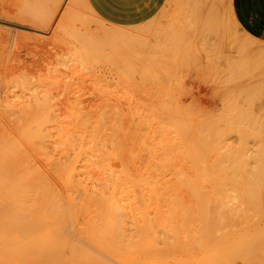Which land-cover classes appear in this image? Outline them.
<instances>
[{"label": "bare ground", "instance_id": "obj_1", "mask_svg": "<svg viewBox=\"0 0 264 264\" xmlns=\"http://www.w3.org/2000/svg\"><path fill=\"white\" fill-rule=\"evenodd\" d=\"M30 1H32V0H23L22 3L24 6V8H23L24 12H22V15L29 17L30 18L29 20L31 22H29L30 24H23V21H25V22H28V21L24 18H20L19 19L20 21H17V26L16 27L13 26L14 29L13 28L10 29V30H12L11 32L14 33L15 37H16V34L21 35V36L30 35V34H34L35 37L36 36H44V34H46L48 32V29L50 28V26H52L53 20H54L55 16L57 15L58 11L60 10V6H62L63 4H68V5L73 4L76 1L81 2V5L85 6V5H87L89 0L88 1L87 0H45V3L43 0H40L41 4L45 5V8H47V10L45 9L47 11V13L45 11V13L42 12L43 14L39 12L38 5L40 4V2L38 1L36 4V1L35 2L32 1V2H34L32 4V2H30ZM42 1H43V3H42ZM172 1L173 0H171L169 2L170 4L168 3L170 5L169 12H171ZM175 1H177V0H175ZM185 1H187V0H185ZM202 1L203 2L201 3V0L200 1L198 0V2H200V5H199L197 0H196V7L195 8H193V6L195 4L190 6L191 3L186 4L183 2L184 4L190 6V8L187 6L189 9L184 8L185 10H182V11L180 10L182 12V14L184 11H186L184 16H183V17H185V19L180 17L181 20H179L178 19L179 13H178V15H177L178 17H177L175 14L176 13L175 10L172 9V11L173 10L174 11L172 14L170 13V15H171L170 17H168V16L166 17L167 19L169 18L168 22L166 23L167 19L165 20L164 16L169 15V14H167L165 12L166 10L168 11V8H164L165 11H163V13L164 14L166 13V15H163V13L160 11L161 13L159 12L160 13L159 15L161 17H159L157 14V19L156 18L154 19V16H153L154 20H151V22L149 24H148V22H147V24L143 23L145 21V19H144L142 24H146V26L138 27V28H136L137 30L129 31V30H126L127 28L125 27L126 28L125 30H123L121 28L122 30L118 29V30H114L112 33H109V32H111V30H109V29L113 30V28L108 29L104 26L106 28V29H104V27L101 26L103 22L100 25L101 27H98L97 25L100 24V21H99V22H97L99 24H95V26L97 27V28H95L97 33L94 32L95 31L94 29H93L94 31L91 33H93V34L95 33L94 34L95 36H93V38L97 37V40L99 39V41L101 40L98 37L99 35L96 36V34H98L99 31H100L99 33H101V31H102V34L111 35V37L112 36L115 37V33H116L117 40H115V38L112 37L114 39L113 41L115 44L118 43V45L120 44L122 46L127 45V41H128V40H126V36H127V39H129V38L133 39V40L129 39L131 42L133 41V43H131L130 46L133 47V44H136L134 46L141 47V42H142V44L143 43L145 44V45L143 44L144 47L147 46V49H146L147 51L152 50V53L153 52L156 53V51L158 50L160 53V50L157 47H159L160 44L162 43V40H161L162 38L160 37L161 34L159 35L158 31H156L158 29V24H162V23L163 24L164 23L165 24H179V21L180 22L184 21L182 24H185V20H186L187 24H191V25L196 24L198 27H202V29L205 28V30L211 29V30H213L212 32L215 31L214 34H210V39H212L214 37L213 35H216L217 37L218 36L222 37V39L220 38V40H219V37H218V40L216 37L217 42L214 40L216 44L219 43V41H221L219 45L222 48L221 43H223L222 42V40H223V27H224L223 24H231V25L239 24L240 25L242 23L240 22V20L237 16L236 9L231 8V7L230 8L224 7L225 5L227 6V4H225L226 1L229 4V2H228L229 0H202ZM193 2H195V1H193ZM193 2H192V4H193ZM84 3H86V4H84ZM223 3H224V5H223ZM165 4H167V3H165ZM25 5H26V8H25ZM167 5L165 7H167ZM27 6L29 7L28 9H27ZM33 6H35V7H33ZM89 6H90V3L88 4V8L91 7V6L90 7ZM173 6H174V1H173L172 8H173ZM197 6H198V8H197ZM67 8H69V7H67ZM75 8H77V6ZM161 8L159 10H161ZM87 10L88 9H86V11ZM90 11L93 13L94 9H93V11H92V9H90ZM72 13H73V11H72ZM85 13L86 12H84V14ZM94 14H98V13H95V11H94ZM161 14L163 15V17ZM80 16L78 15L77 17H80ZM63 17H64V15H63ZM158 18H161L162 22L158 21L159 20ZM78 19H80V18H78ZM94 19H96V18H94ZM94 19H93V21H94ZM100 19H103V17ZM177 19H178V22H177ZM98 20H99V18H98ZM41 21L46 22V24L45 23H43V25H42V23L40 24ZM87 21H91V20H87ZM95 21H97V20H95ZM90 23H88V24H90ZM155 23H157V24H155ZM140 24H141V22H140ZM59 25H61V24H59ZM121 25H123V24H121ZM155 25H156V28H155ZM123 26H125V25H123ZM134 27H137V26L135 25ZM151 27L155 28L154 29L155 32L152 31L154 33L151 32V34H153V35L157 34V35L156 36L150 35V36L153 38L154 37L156 38L157 36L160 37L159 41H161V43H159V41H158L157 43L159 44V46L157 45V47H152V46L154 44H156L155 41H157L159 38L155 39V41L153 43V40H152L153 38L150 40L151 37H148L149 39H148V42L146 44L147 38L142 36L143 34H145L146 29L149 30L148 28H151ZM101 28L103 30H101ZM159 28H160V26H159ZM227 28H229V27H226L225 29H227ZM97 29L99 31H97ZM104 30H108V31H104ZM152 30H153V28H152ZM191 30H193V29H191ZM230 30H231V27H230ZM239 30H240V27H239ZM77 31H79V30H77ZM89 31H91V30H89ZM160 31H162V29ZM169 31H171V30H169ZM184 31H187V30H184ZM106 32H107V34H106ZM148 33H149V31H148ZM161 33H163V32H161ZM176 33H178V32H176ZM207 33H208V37H209V32H207ZM227 33H228V31H227ZM227 33L225 32V34H227ZM67 34H69L71 36V34L69 32ZM183 34H182V36H183ZM34 35H32V36H34ZM88 35L90 36V34H88ZM88 35L87 34L85 35V36H87L86 38H89ZM128 35L130 37H128ZM211 35H212V37H211ZM245 36L247 38V36H249V35L246 34ZM245 36L243 37V40L239 38L241 36H239L238 39L245 41L244 40ZM252 36H254V35H252ZM225 37H227V36H225ZM72 38H73V36H72ZM74 39H75V37H74ZM104 39H106V38H104ZM104 39H102V40H104ZM135 39H137V40L134 41ZM142 39H144V40H142ZM175 39L178 40V38H175ZM94 40L96 41V39H94ZM170 40H172V39H170ZM248 40H250V39H248ZM80 41L81 40H79V43H80ZM90 41H92V39ZM150 41H152V42L149 43ZM183 41H185V40H183ZM108 42H110V41H107V44H108ZM248 42L252 43L251 40ZM152 43H153V45H152ZM213 43L214 42H211V44L214 46L215 43L214 44ZM87 44L89 47V43L84 44V42H81L79 45L80 46L82 45V47L77 45V47H78L77 48V47H75V45L73 43L76 50L74 51L72 49L74 52L72 54H75L74 57L76 59L74 57L71 58V55L69 58L73 59V61L76 60L77 63L78 62L82 63V66L83 65L86 66L87 64H86L85 60L88 58V55L91 53V51H90V50H92L91 48H93V47H91L90 49L87 48L86 47ZM99 44H100V42H99ZM99 44L97 43L98 46H99ZM101 44H103V46L106 45V43H105V45H104V43H101ZM111 44H112V42H111ZM115 44L114 45L112 44L110 46L112 48V51H111L112 54L109 51V49L111 50V48H109V49L106 48L107 45L105 46V48L101 47V48H104L105 49L104 51L107 53L102 52L103 49H101V51H99V53L100 54L102 53V56H103V54H109L111 57H109L110 61H107V64L109 62L111 63V60H112V64L115 65L116 67L118 66L117 64H119V62L121 60H122L121 61L122 63L124 61V63H123L124 68L121 67L122 63H120L121 68L117 67L118 68L117 69L115 67V70L117 69L116 71H118V72H116L115 70H112V71H114V73H110L113 65H111L109 63L110 64L109 66H111V68L107 69L105 67L107 69V70L105 69L106 71H108V72L110 71L109 74L107 72L106 73L100 72L101 74H100L99 79L102 81L104 80L103 82H104V85L106 83V86L107 85L112 86V84H114L113 86H115V84H116L117 85L116 87L118 89L113 87L114 89H111V91L113 90L111 92L110 89L104 88L105 91L107 90L106 91L107 94H109V92H110V94L105 95V93H104L105 91L103 92V95H105V96H104V98H102V100L105 103L103 105L102 104L100 105V106H103V110H102V108H100V110L99 109L97 110L99 112V117H98V114H96L97 117L95 116L96 117L95 119H97V121L94 119L96 122L93 121L92 117L90 119H92L93 123L91 120H90V122L88 121V114L90 112L86 113L87 117L84 116L85 114L83 115V118L84 117L87 118L88 122L84 121L83 125L80 124V121L78 122L81 125V127L83 126L82 131H83L84 135H82L83 137L80 138L82 140V143L81 142L78 143V146L75 144V146H77V147H74V149L76 148L75 150H73V151H75L74 155L72 153L73 151L71 150V154L73 155V157L70 156V154L68 153V155H64V154L62 155V156H64L63 157L64 161H62L61 158H58L59 156H61V154L57 155L58 147L60 148V146H61L59 144L66 142L67 141L66 139H62L57 134H56L57 135L56 138L52 137L54 139H52V140L49 139L50 141L48 140V142H46L43 139V137L44 138L46 137V140H47V138H50L49 136H53L49 132L51 130L48 129V127L51 128L50 127L51 123H50V125H48V127L46 129L44 128V130H43V126H45V127L47 126V124H45L47 122L46 119L50 118V115H51V114H49L50 112H48L47 115H49V117L48 116H47L48 118L46 117L45 111L47 112L48 108L46 105L45 106L42 105V102H43V104L46 103V101H43L44 99H46L45 97L42 98L38 95H35V96L33 95V97H31V98H27V99L22 98L23 100L22 99L19 100L15 97L14 94H12V93L9 94L10 93L9 92V93L4 94V97L2 99L0 98V108L2 105L19 106L18 108L16 107L17 110L14 111V115L11 114L12 115L11 117L13 118V116L19 115L18 117L15 116L16 119H18V118L20 119V117H21V119L22 118H24V119L21 120V122L23 121L22 125H21V123H19V125H18L17 124L18 121H16L17 122L16 123L13 120L14 123H16L19 126V129L16 126L15 130H17L18 134H20V132H21L20 137L22 136L21 139H23L25 142L23 140H21V141L26 143L28 148H31L33 151H35L39 157L38 160H37V157H35L36 158L35 159L32 156V155L35 156V154L33 153L31 155V153H30L32 150L30 149L31 151H29L27 148L22 146L21 144H24V143H21L19 141L20 139L18 140L16 136H13V133L10 132L11 130L8 129L9 127H7V126H6V128L2 127L3 123H0L1 124L0 125V264H256V263H258V264L262 263L263 264L264 260H262V259L264 258V161H263L264 160V153H263L264 147L262 146L263 149L261 148L263 151L262 152L263 156H261L259 159H258V157H255V158H257V160L252 159V160H254V162L250 161L251 159H249V156H247V155H251L252 153H254V151L260 152L259 150H253V148H251V147H253V144L255 142L257 143V144L255 143L257 146L263 144L259 141L258 142L260 144H258V142H257V140H259L257 138L258 137L260 138L259 135H261L260 134L261 132L257 133V131H262V129L261 130L258 129L259 125L257 123H255L256 121L254 120L255 121L254 123L257 124L256 125L257 131L253 130L254 128L252 130L256 131L257 134L256 135L254 134V135L257 138L253 142L254 138L251 137L252 140L250 139V142L252 141L253 144H251V146L249 148L250 142H249V140H247V137H246L245 142L248 141V143H247L248 147H245V146H247V144L243 141L245 138L243 139L241 137L244 134V132H245V136L247 134H249L248 131L250 132L251 128L248 129L249 126L248 127L246 126L247 120L249 118H246L247 120L245 119L246 122H245V120L244 121L242 120L244 116L241 118V120L243 122H245V127H243V125H244L243 122H239L240 118H238L240 109L237 108V106H239L240 104H238L236 102V105L237 104L238 105L237 106L235 105L236 107H234L235 110L239 109L238 114H237L238 116H236V114H234L233 111L230 114V110H233L231 107L232 105L230 106L229 103L227 104V105H229L228 107H230L228 110V108L226 107L227 105L225 106L223 104V99H222L224 97L223 96L222 98H220L222 100V102H219V103H221L220 105H224L227 108L226 110H228V111H226V110L225 111L228 112L227 113L228 115L229 114L233 115V117L231 116L232 118L229 115L230 119L227 115V117H228L227 119H229L227 121L233 122L234 124H237V123L243 124L242 128L239 127L238 125H234L235 127L232 126V128L234 127V130L236 129L238 131V133H236V131H235L236 135L238 134L237 136H239V134H240L239 128L241 130V133H242V131H244L242 135L240 134V137H237L234 134L232 136L231 132L229 133L230 135L225 133L227 135V136L225 135L226 137L229 136V138H227L228 140L231 139V136H232V138L235 136L233 138V140L228 141L229 142V144H228L227 139L226 140L223 139V136H224L223 135L224 134L223 133V131H224L223 127L226 128L228 126L229 122H227L228 124L226 123L227 126L225 125V123H224L225 126H223V119H219L220 114H219V116L217 115L219 112H217V114H216L214 111V113L218 116L216 118V120L218 119L217 121H208V120L206 121L205 119L209 118V120H210V117L213 115V113L210 114L209 111L207 113L208 115L207 114L205 115L204 112L205 113L207 112L206 108H204L205 109L204 112H201L202 110L198 111L199 114L203 113L205 115V116H203V114H202V116L204 118L201 119V117H202L201 115H199V117H198L197 116L198 114L194 113V116L195 115L197 116V117L196 116L194 117V116H192L193 115L192 113L188 112L189 114H187V111H189V110L188 109H187V111L183 110V109H186L184 104H182V105H184L185 108L182 109V106L178 107L177 105H174L175 103L171 104V102H170L169 104L171 106H176V107H171V106L169 107L167 105L168 102H167V104H165L168 107H166L164 105L161 107V105H159V103H157L156 101H155L156 103H154L152 101L153 104H156V105H152L151 103L150 104L155 109L152 106H150L149 108L150 109L153 108L154 111L156 110V111H158V113L160 112L161 114L157 113L158 115H156V111L154 113V111L151 110L152 115L154 113L155 117L159 116L160 118H158V119L156 118L157 120L155 119L159 124V128H158L159 132H156L157 128L154 130L156 133H154L153 138L151 136V140L153 139L152 140L153 144L151 145L152 147L148 146L149 148H151L149 150V154H150L151 161H152V162L149 161L150 168L146 169L145 171H142L141 166L139 168L134 167L137 169L141 168L140 172H142L140 176H139V173H136V175L138 174L137 176L140 177V178L138 177V179H136V178H134L135 173L133 174V172H132L131 174L133 175V177H132V175L130 176V172H129L130 167H129L127 172H125L127 169L125 171H122L124 173L120 172L121 169L124 170L125 168L120 167L122 165V162H120L121 160L120 161L118 160L121 163V165H120V163L117 161L118 164L116 165V168L118 165H119L118 169H119V167L121 168V169H119L120 171H118L115 168V166H113V161H116L118 158L116 160L113 159L116 157L112 158V156L110 155L111 154L110 152L112 151V149H114L113 145H116V143H118L119 141L118 142H112L111 139L116 137L117 135H120V133H121L120 130H122V132H124L125 129L128 127H125L124 126L125 123H124V125H122V127L124 126V129H122L120 122H122L123 120L120 122L118 120V122H117L116 119L121 117V116H119V114H120L119 112H121V111H119L120 109L117 107L116 104L123 101V98H121V97H123V96L127 97L125 95V90L128 87H130V85L133 84V83H131L132 80L130 78V77H133L132 76L133 74L130 76V73H131L130 71H132L130 69H131L132 65H133V67H135L136 64L131 63L132 57L131 58L129 57L128 60H126L125 59L126 54H124V53H123V55H125V56H123V57H125V58H123L121 56L122 53H119V51H118V50H120V47L117 45L115 46ZM197 44H198V42H197ZM238 44H240V43H238ZM69 45L71 46V43ZM234 45L236 46V43ZM252 45H253V43H252ZM92 46H94V44ZM113 46H115L114 50H113ZM74 47H72V48H74ZM95 47H97V46H95ZM116 47L118 48V50L115 51V49H117ZM123 47H124V49H126V51L129 50V53H130V49H131V52L134 54H135V52L139 53V49H140V48H137L138 49V52H137V49L135 48L136 50H135V52H133L134 47L133 48L132 47L129 48V46H126L127 48H125V46H123ZM123 47L121 49H123ZM175 47H176V45H175ZM217 47H218V45H217ZM220 47H218V48L220 49ZM244 47H246L245 44H244ZM180 48H181V46H180ZM248 48H251V47H246L245 51H247V53H248V50H247ZM99 49L97 48L95 50L97 52V54H99L98 53ZM219 49H218V51H219ZM253 49L249 50V51L252 52ZM93 50H94V48H93ZM146 50H143L144 56L146 55L144 58L146 60H149L146 57L150 58V57H152V55L148 56L149 53L145 54ZM154 50H156V51H154ZM241 50H243V49H241ZM241 50L240 51L237 50L238 53H240ZM262 50H261V52H262ZM120 51L122 52V50H120ZM158 51H157V53H158ZM208 51H210V50H208ZM115 52L119 53V55H120V56H118V54H116L118 59L115 57L116 56ZM141 52L142 51H140V53ZM219 52L221 53V51H219ZM113 53H114V57H112ZM140 53L138 56H140ZM182 53H184V52H182ZM232 53H233V51H232ZM247 53L245 52L244 55L243 54L242 55L246 57L245 54H247ZM66 54H68V53H66ZM66 54H64V55H66ZM91 54L93 55V56H91V58L94 57V53H91ZM257 54L258 53H256V56H257ZM109 55H106V57H108ZM230 55H232V54H230ZM247 55H249V54H247ZM102 56H100L99 59L96 56L95 57L98 60H101ZM131 56H133V54ZM157 56H158V54H157ZM119 57H120V61H119ZM192 57H193V55H192ZM195 57H196V60L194 59L195 61H197V59L198 60L201 59L200 62L203 61L202 57L197 58L196 55H195ZM203 57H204V54H203ZM222 57H224V56L222 55ZM257 57H256V59H258ZM91 58L90 57L88 58L89 59L88 62L91 61ZM96 58L95 59L93 58V59L95 61H97ZM114 58L116 60H118V62ZM134 58H136V57H134ZM134 58H133V60H134ZM208 58H209V56H208ZM240 58H241V56H240ZM240 58L238 57V59H240ZM129 59H131V60L129 61ZM262 59H264V58H262ZM141 60L139 63H141ZM174 60H175V58H174ZM228 60H231V59H229V57H228ZM252 60H253V57H252ZM138 61H139V59H138ZM206 61H208V60H206ZM262 61H264V60H262ZM74 62H73V64H75ZM101 62H104V61H101ZM152 62H153V60H152ZM154 62H155V59H154ZM157 62H162V61L158 60ZM83 63H85V64H83ZM129 63H130V65L128 66L127 64H129ZM221 63H222V61H221ZM242 63L243 62H241V64ZM246 63L248 64L247 61H246ZM251 63H253V62H251ZM89 64L90 63H88V65ZM153 64H155V63L151 64V61H150L149 66L150 65L152 66ZM158 64L159 63H157L156 65H158ZM206 64L207 63H205V65ZM218 64H220V60H219ZM126 65L128 66V69L130 68L128 72L126 71V68H127ZM220 65H222V64H220ZM252 65L250 64L249 66H252ZM92 66H93V64H92ZM198 66H201V65L199 64ZM249 66H245V67L249 68ZM224 67H225V65H224ZM263 67L264 66H262V68ZM87 68H88V66H87ZM96 69H95V71H96ZM136 69L138 70V68H136ZM162 69H161V71H163ZM220 69H222V68H220ZM260 69H261V67H260ZM260 71H262V70H259V72ZM136 72H138V71H136ZM136 72L134 75L137 74ZM155 72H156V70H155ZM247 72H248V70H247ZM143 73L145 74L146 72H143ZM166 73H168V72H166ZM223 73H225V72L223 71ZM256 73H258V71ZM256 73L254 71V74H256ZM260 73H262V72H260ZM158 74L156 72L155 78H156V75L158 77H160ZM263 74H262V76H264ZM96 76H98V74ZM139 76H140V72H139ZM146 76L149 77V74H147ZM152 76H154V75H152ZM180 76H181V74H180ZM184 76H185V74H184ZM222 76L223 75H221V77ZM253 76H255V75H253ZM262 76L260 78L259 77H257V78L259 80H261ZM158 77H157V80L159 81ZM137 78L138 77H136V79ZM155 78H154V80H155ZM171 78H173V77H170V79ZM226 78H227V76H226ZM246 78H247V76H246ZM246 78H243L241 81L243 82V80ZM128 79H129V83H128ZM139 79H140V77H139ZM168 79L169 78H167V81H168ZM258 79L255 78L254 81L255 80L258 81ZM262 80H264V77ZM164 81H165V79H164ZM218 81H220V80H218ZM251 81L254 82L253 80H251ZM95 82H96V80H95ZM246 82L247 81H245L243 83H245V85H246ZM238 84L239 83H237V85ZM93 85H94V83H93ZM181 85H183V84H181ZM234 85L235 86H233V84H232V87H235V89H236L237 86H236V84H234ZM240 86H242V83ZM101 87H102V90L100 89ZM103 87H105V86H99V88L97 87L99 89L98 92L100 90L103 91ZM255 87L258 89L260 86L259 87L255 86ZM108 88H110V87H108ZM260 88L261 89H259V90L261 91L263 89V86ZM226 89H230V87L225 88V90ZM36 90H37V92L39 91L37 88H36ZM127 90H129V88ZM167 90H169V87ZM179 90H181V88ZM43 91H46V90H43ZM101 91H100V93H101ZM116 91H118V92H116ZM119 91H122V92H119ZM160 91H162V90H160ZM214 91L215 90H212V92H214ZM223 91L224 90L222 89V92L220 93V95L223 93ZM249 91H250V89H249ZM30 92L31 91H29V93ZM163 92H164V90H163ZM190 92H191V90H190ZM190 92H189V95H190ZM39 93H40L39 95H41L42 92H39ZM48 93H50V92H48ZM118 93H120L121 96H119ZM172 93H173V91H172ZM215 93L216 92H214V94ZM229 93H230V90H229ZM240 93L242 95V91ZM122 94H124V95H122ZM169 94H170V92H169ZM186 94H188V93L186 92ZM235 94H237V93H235ZM255 94H257V93H255ZM27 95H29V94L27 93ZM60 95H63V94H60ZM147 95H149V94H147ZM223 95H225V94H223ZM30 96H32V94ZM45 96H46V94H45ZM47 96H48V98L51 97V95L50 96L47 95ZM129 96H131L130 93H129ZM165 96H166V93H165ZM192 96L193 95H191V97ZM233 96H232V99H233ZM253 97H255V96H253ZM259 97H261V96H259ZM18 98H20V97H18ZM168 98H170V96H168ZM175 98L176 97H174V100L176 101ZM153 99H155V98H153ZM128 100H129V98H128ZM241 100H240V102H241ZM246 100H248V99H246ZM157 101H159V100H157ZM231 101H229V102H231ZM235 101L233 100L232 102H235ZM150 102H151V99H150ZM224 102H227V101H224ZM190 103H193V102L191 101ZM190 103H188V104H190ZM47 104H49V101L47 102ZM162 104H164V103H162ZM157 105H158V107H157ZM179 105H181V104H179ZM159 106L161 109L159 108ZM224 106H221V107L224 108ZM45 107H46V110L43 112L45 114V116L43 115L44 117H42L41 114H43V113L41 111L44 110ZM48 107H49V105H48ZM71 107H73V106H71ZM74 107H76V106H74ZM96 107H97V104H96ZM191 107L193 108V106H191ZM191 107H189V108H191ZM251 107H252V105H251ZM11 108H14V107H11ZM11 108H9V109H11ZM128 108H126V109H128ZM192 108H191V112H192ZM194 108H196V106ZM223 108H222V110H223ZM240 108H241V106H240ZM245 108H246V106H245ZM7 109H8V107H7ZM91 109H93V108H91ZM135 109H136V107H135ZM157 109H159V110H157ZM3 110H4V108H3ZM12 110H10V111H12ZM94 110H96V109H93V112H94ZM147 110L148 109H146L145 111H147ZM208 110H210V109L208 108ZM10 111H8V113ZM69 111L74 112L73 110L71 111V109ZM133 111H132V113H133ZM151 111L149 110L147 113H150ZM212 111L213 110H211V112ZM15 112H18V114H16ZM194 112H196V111H194ZM80 113H78V114H80ZM94 113H96V111ZM243 113H244V111H243ZM56 114H57V112H56ZM75 114H77V113H75ZM190 114H192V115H190ZM5 115H6V112H5ZM90 115H92V114H90ZM94 115H92L93 118H94ZM134 115H135V113H134ZM139 115H142V114L140 113ZM145 115H146V112H145ZM152 115H150V116L152 117ZM165 115L168 117L166 118ZM234 115L238 118V122H235L234 119H236V117H234ZM7 116H8V114H7ZM77 116H79V115H77ZM77 116H75V117L77 118ZM129 116L130 115H128V117ZM170 116H172L174 118L172 119ZM223 116L221 118H223ZM253 116H254V114H253ZM35 117H36V119H35ZM131 117H132V115H131ZM155 117H152V120H151L152 122L154 121ZM193 117H194V119L196 118L195 119L196 121L193 119ZM215 117L216 116H214V118H212V120L213 119L215 120ZM53 118H55V117H53ZM81 118L82 117H80V120H82ZM134 118H135V116H134ZM169 118L171 121L168 120ZM69 119H68V121L71 122V120H69ZM190 119H191V121H190ZM52 120L53 119H51V121ZM83 120H82V122H83ZM130 120H132V119H130ZM1 121L2 120H0V122ZM32 121H36V122L32 123ZM144 121L141 120V122L139 121L138 123L143 124L142 122H144ZM146 121H145V123H146ZM201 121H204V122H201ZM225 121H226V118H225ZM236 121H237V119H236ZM27 122H29V123H27ZM252 122H253V120H252ZM74 123H76V121H74ZM145 123H144V125H145ZM254 123L252 125H254ZM31 124L37 125V128L33 129V126ZM57 124H60V123L57 122ZM64 124H66V123H64ZM146 124H148V122ZM15 125H13V126H15ZM30 125L32 128L31 127L29 128ZM53 125H54V123H53ZM53 125H52V128H53ZM135 125L136 124H134V126ZM231 125H233V124L231 123ZM231 125H230V127H231ZM4 126H5V124H4ZM34 127H36V126H34ZM56 127H58V126H56ZM130 127H132V125ZM156 127H158V126H156ZM3 128H5V130ZM65 128H67V126ZM143 128H145V127L143 126ZM57 129H59V128H57ZM135 129H137V128H135ZM53 130H52V132H54L56 129L54 131ZM252 130L250 133H252ZM7 131H9L12 135L10 133L7 134ZM45 131H46V135H48V137L44 136ZM76 131H78V130H76ZM173 131H174V133H173ZM136 132H137V130H136ZM160 132H161V134H160ZM225 132H227V131H225ZM263 133H264V129H263L262 134ZM15 134L16 133L14 132V135ZM78 134H79V132H78ZM133 134H135V131ZM138 134L139 133H137V135ZM156 134H158V135L156 136ZM172 134H174L175 137L172 136ZM7 135L10 137L12 136V139L9 138ZM68 135H66L67 139H68ZM80 135H77L76 138L78 139L80 137ZM128 135L129 134H127L126 136L128 137ZM183 135L186 136L187 139L184 138ZM70 136L71 135H69V138H72ZM120 136H122V133ZM123 136H124V134H123ZM134 136H133V138L138 139L137 138L138 136L136 137V134ZM245 136H243V137H245ZM262 136H264V135H262ZM18 137H19V135H18ZM64 137H65V134H64ZM127 137H126V139L129 138V137L128 138ZM139 137H141V136H139ZM146 137H148V135ZM59 138H60V142L58 141ZM119 138L120 137H116L117 140ZM141 138L143 140V137H141ZM235 138H237V141H239V142L243 141L245 146H244L243 142L242 143L238 142L240 145L238 143L235 145V143L237 142L235 140ZM240 138L242 140H240ZM122 139L125 140V136L122 137L120 140H122ZM144 139H145V137H144ZM263 139L264 138L262 137V141H263ZM100 140H101L102 144H103L102 140H105V141L109 140V145L107 144L108 142L106 141L107 145L105 143L103 144L104 146L106 145V148H105L103 145H101L99 143ZM114 140L115 139H113V141ZM117 140H115V141H117ZM223 140L225 141L224 142L225 144L229 145V146L226 145L227 146L226 147L224 144L226 150L223 147ZM69 141H71V140L69 139ZM72 141L77 143L78 140L75 141V139L73 140V138H72ZM85 141H87V142L90 141V142L85 143ZM110 141L112 142L111 143L112 145L110 144ZM135 141L136 140H134V142ZM140 141H141V139L139 138L138 142L140 143ZM147 141H149V139ZM52 142L53 143L55 142V143L53 144ZM96 142H98L97 148L101 149V150L98 149L99 152H97V153L95 152V149L97 151V148H94V147H96V145H95ZM121 142H123V141H121ZM121 142H119V144H121ZM125 142H126V140L123 142V147H124ZM138 142H136V143H138ZM90 143H92V144L90 145ZM139 143H138V147L142 145V144L139 145ZM141 143H143V141ZM230 143H232L236 146L235 147V148H237L235 151L236 153L230 151V150L234 149V148H231L232 146L234 147V145H230ZM145 144L147 147V143H145ZM145 144L142 146H145ZM52 145H53V148L55 146V148L57 147V149L51 148ZM99 145H100V147H99ZM126 145L127 144H125V146ZM86 146L89 148L87 149ZM101 146H103L104 149ZM120 146L121 145H119V147ZM241 146H243V147H241ZM257 146L255 147V149L257 148ZM49 147L53 150H56V151L52 150L53 152H50ZM229 147H230V150H229ZM23 148H24V150L27 149L28 151L27 150L24 151ZM241 148H244L245 151H247L248 150L247 148H249L251 152L249 150L247 152H250L251 154L246 152L247 155L246 154L240 155L239 153L241 151H244ZM117 149H118V147H117ZM123 149L125 151L127 150L125 148H123ZM129 149H132V148H129ZM67 150H68V145H67ZM124 150H123V153H124ZM223 150H225V151L229 150L230 152L227 151V152L223 153ZM237 150H238V153H237ZM252 150H253V152H252ZM117 151L118 150H116V152ZM27 152H29L30 154ZM69 152H70V150H69ZM256 152H255V155L260 156L259 153H256ZM52 153H54V154L52 155ZM118 153H116V154L120 155L121 150ZM125 153H128V152L126 151ZM134 153L135 152H133V154ZM138 153H140V152H138ZM130 154H132V153H130ZM108 155H110L109 157L113 159L112 161L107 159L108 161H111L112 165L111 164L109 165L108 164L109 162H107V164H108L107 165L105 162V160H106L105 158H108V157H106ZM112 155H113V153H112ZM118 155H117V157H120ZM124 155H126V154H124ZM124 155H123V157H124ZM252 155H254V154H252ZM135 156H137V154ZM143 156H146V155H143ZM244 156L245 157L247 156V157L244 158ZM138 157L139 156H137V158ZM40 159H41V161H40ZM119 159H121V157ZM129 159H130V157H129ZM153 160H155V161L153 162ZM143 162H145V161H143ZM150 162L153 163L154 165L152 166V164ZM115 164H116V162L114 163V165ZM250 164H252V165L254 164V166L251 167ZM144 165H143V167H144ZM126 166H129V165H126ZM131 166H132V164H131ZM145 168H146V166H145ZM48 170H50V172L52 171L53 174L56 176V179L59 178L63 182L65 188L67 189L66 191L68 192L67 194H68L69 203L66 207L64 206V204H62L63 202L60 201V197L58 196V194L55 191V188L53 187L55 184L50 181L49 174L45 172ZM131 171H134V170L131 169ZM137 171H139V170H137ZM128 172H129V174H127ZM52 183L54 184L53 186H52ZM59 191H60V189L59 190L57 189V192L60 193V195H61V192H59ZM61 197H62V195H61ZM73 216L75 217V219H73ZM69 217H70V219H72L71 221H70V219H68ZM81 227H83V229H81L82 231L79 232V229ZM258 259H260L259 262L256 261ZM261 260H262V262H261ZM255 261H256V263H254Z\"/></svg>", "mask_w": 264, "mask_h": 264}, {"label": "rangeland", "instance_id": "obj_2", "mask_svg": "<svg viewBox=\"0 0 264 264\" xmlns=\"http://www.w3.org/2000/svg\"><path fill=\"white\" fill-rule=\"evenodd\" d=\"M32 1H36V4H37V2L39 1L40 2V4L38 5V8H39V12L40 13H45V11L47 10V8H45V5H42L41 4V1L40 0H32ZM32 1H30V2H32ZM44 1V3H45V0H43ZM43 1H42V3H43ZM171 0H166V2L165 3H169ZM173 1H174V6H173V8H172V5H173ZM172 1V5H171V12H169V10H170V3L167 5V4H164L163 6H162V8H161V10H159L158 12H156V14H154L153 16H154V19L156 18L157 19V14H158V16L159 17H161L159 14L162 12L163 13V11H165L164 10V8H168V11L166 10L165 12L167 13V14H169V15H166V13L164 14L163 13V15H166V16H164L165 17V20L167 19L166 17L168 16V17H170L171 15H170V13L172 14L173 13V11L175 10V14H176V16L178 15V13H179V17H178V19L179 20H181V18L180 17H182L183 19H185V17H183L184 16V14H185V12L186 11H184L183 12V14H182V10H185V9H189L190 8V6H192V5H194L193 6V8H195L196 7V0H187V1H185V0H177V1H175V0H173ZM193 1H195V2H193ZM200 1V0H199ZM23 0H0V98L2 99L3 97H4V94H6V93H9V94H14L15 95V97L17 98V99H19V100H21L22 98H31V97H33V95L35 96V95H38V96H40V97H42V98H46V99H44L43 101H46V103L45 104H43V102H42V105H46L47 106V108H48V111L46 112L45 110H46V107H45V109L44 110H42L41 112L43 113L44 111H45V114H46V117L48 116L49 117V115H47L48 114V112H50L49 114H51L50 115V118L51 119H53L52 121H51V119L50 118H48V119H46V123L45 124H47V126L45 127V126H43V130H44V128L46 129L47 127H48V125H50V123H51V125H50V127L51 128H49L48 127V129H50L51 131H49L50 132V134L51 135H53V136H49L50 138H47V140H46V137L44 138L43 137V139L46 141V142H48V140L50 139V140H52V139H54V138H56L57 137V135L59 136V137H61L62 139H66L67 141L66 142H64V143H61V144H59V145H61L60 146V148L58 147V152H57V155H59V154H61V156L64 154V155H68V153L70 154V156H72L73 157V155H74V152L75 151H73V150H75L74 149V147H77L78 146V143H82V140L80 139L81 137H83L82 135H84L83 134V126L81 127V125H83V123H84V121L85 122H90V120L92 121V119H93V121L94 122H96L97 121V119H95L97 116H96V114H98V117H99V112L97 111L98 109L100 110V108H102V110H103V106H100L101 104L103 105L105 102L102 100V98H104V96L105 95H109L110 94V92H109V94H107V90L105 91V89L104 88H107V89H110V91H111V89H114L113 87H115L116 89H118L116 86V84H115V86H113L114 84H112V86L111 85H107L108 87H110V88H108L107 86H106V83H105V85H104V80L102 81V80H100L99 78H100V72H103V73H108L109 74V72L108 71H106L108 68L110 69L111 68V66H109L110 64L111 65H113L112 64V60H111V63L109 64H107V61H110L109 60V57H111L109 54H103V56H102V53L100 54L99 53V51H101V49H103L102 50V52H104V53H107V52H105L104 50V48H105V46L107 45V47L106 48H111L110 46L113 44H115L114 43V39L113 38H115V40H117V38H116V33H115V37L114 36H112L111 37V35H105V34H102V31H101V33H99L100 31L97 29V31H99L98 32V34H96V36H98L101 40L99 41V39L97 40V37H94L93 38V36H95L93 33H91V32H93L94 30V32H96V29L95 28H97L96 26H95V24H99V23H97V22H99L100 21V24L99 25H97L98 27H101V26H105L106 28H113V30L112 29H109V30H111V32H109V33H112L114 30H125L126 28V30H129V31H133V30H137L136 28H138V27H141V26H146V24H147V22H148V24L151 22V20H154L153 19V16L149 19V20H147V21H145V22H143V23H146V24H136V26L137 27H134L135 25H131V26H121V25H115V24H111V22H108L107 20L105 21V19H100L101 17L98 15V14H94V11H93V8H91L90 6V8H88V4H89V2L87 3V5H81V2H74L73 4H61L62 6H60V12L58 11V13H57V15L55 16V18H54V20H53V24H52V26H50V28L48 29V32L46 33V34H44V36H36L35 37V35L34 34H30V35H23V36H21V35H18V34H16V37H15V35H14V33H12L11 31L12 30H10L11 28H13L14 29V27H16L17 26V21H20L19 19L20 18H24V19H26L28 22H25V21H23V24H30L29 22H31L29 19V17H27V16H24V15H22V12H24L23 11V8H24V6H23ZM34 2H32V4L34 3ZM176 2V3H175ZM191 3L190 4V6H188V5H186V4H184V3ZM192 2H193V4H192ZM197 2H198V0H197ZM203 1L201 0V3H202ZM229 2V4L227 3V1H226V3L225 4H227V6L225 5L224 7H226V8H234L235 9V6H234V0H229L228 1ZM76 4V5H75ZM84 4H86V3H84ZM198 4L200 5V2H198ZM197 4V5H198ZM167 5V7H165ZM198 5V6H199ZM202 5V4H201ZM223 5H224V3H223ZM233 7H232V6ZM23 6V7H22ZM30 6V5H29ZM77 6V8H75ZM82 6V7H81ZM169 6V7H168ZM189 8H188V7ZM198 6H197V8H198ZM203 6V5H202ZM201 6V7H202ZM32 7V6H31ZM33 7H35V6H33ZM41 7V8H40ZM67 7H69V8H67ZM74 7V8H73ZM187 7V8H186ZM200 7V6H199ZM25 8H26V5H25ZM29 7L27 6V9H28ZM43 8V9H42ZM185 8V9H184ZM46 9V10H45ZM63 9V10H62ZM86 9H88L87 11H86ZM90 9H92V11H93V13L90 11ZM172 9H174L173 11H172ZM62 10V11H61ZM181 10V11H180ZM72 11H73V13H72ZM161 11V12H160ZM178 11V12H177ZM84 12H86L85 14H84ZM160 12V13H159ZM42 13V14H43ZM46 13H47V11H46ZM91 13V14H90ZM96 13V12H95ZM59 14V15H58ZM73 14V15H72ZM87 14V15H86ZM63 15H64V17H63ZM80 16V17H77V16ZM84 15V16H83ZM93 15V16H92ZM156 15V16H155ZM162 15V14H161ZM163 15H162V17H163ZM71 16V17H70ZM74 16V17H73ZM90 16V17H89ZM84 19H83V18ZM61 18V19H60ZM71 18V19H70ZM73 18V19H72ZM78 18H80V19H78ZM94 18H96V19H94ZM98 18H99V20H98ZM68 19V20H67ZM93 19H94V21H93ZM159 20L158 21H161V18H158ZM169 19V18H168ZM168 19H167V21H166V23L168 22ZM178 19H177V22H178ZM66 20V21H65ZM72 22H71V21ZM81 20V21H80ZM87 20H91V21H87ZM95 20H97V21H95ZM164 20V19H163ZM164 20V21H165ZM64 21V22H63ZM106 23H105V22ZM163 21V22H164ZM87 22V23H86ZM92 24H91V23ZM96 22V23H95ZM103 22V23H102ZM162 22V21H161ZM184 21H182V22H180L179 21V24H158V29L156 30V31H158V33H159V35L161 34V40H162V43H161V41H159L160 40V37H151L150 35H153V34H151V32L152 31H154V29L156 28V25H155V28L154 27H151V28H148L149 30H147L146 29V32H145V34H143L142 36H144V37H146L147 38V40H146V44H147V42H148V37H151L150 38V40L152 39L153 40V43H154V41H155V39H157V38H159L157 41H155V43L156 44H154L153 45V43H152V47H157V45L159 46V44L157 43L158 41H159V43H161L160 44V46L159 47H157L159 50H160V53H159V51H158V53H157V51L156 50H154V51H156V53H152V50H149V51H147L146 49H147V46L146 47H144L143 46V44H142V42H141V47H139L138 45V47H136V46H134V45H136V44H133V47H134V51L133 52H135V50L137 49V48H140L139 49V53H140V51H142L141 53H140V56H138L139 55V53H136L135 52V54L134 53H132L131 52V49H130V53H129V50L128 51H126V49H124V47L123 46H125V48H127L126 46H129V48H131L132 46H130V44L131 43H133V41L131 42L130 40H133L132 38H129V39H127V36H126V40H128L127 41V45H118V43L117 44H115V46L117 45V46H119L120 47V50H122V52L120 51V50H118V48L117 49H115V51L116 50H118L119 51V53H122L121 54V56L123 57V56H125V55H123V53L124 54H126V58L125 57H123V58H125L126 60H128V58L130 57H132L131 59H132V61H131V63H133V64H136V66L135 67H133V65L131 66V69L130 70H132V71H130L131 73H130V76L132 75L133 77H130L131 78V80H132V82L131 83H133L132 85H130V87H128L129 88V90H125V95L127 96V97H125V96H123V97H121V98H123V101H121V102H119V103H115L116 105H117V107L120 109L119 111H121V112H119L120 114H119V116H121V117H119L118 119H116L117 120V122H118V120H119V122L120 121H122V122H120V124H121V127H122V125H124V123H125V127H128V128H126L125 129V131L124 132H122V130H120L121 131V133H122V136H120L121 135V133H120V135H117L116 137H120L118 140L116 139V137H114V138H110L111 140H112V142H121V141H125L126 140V142L124 143V147H123V142H121V144H119V142L118 143H116V145H113L114 147V149H112V151L110 152L111 154V156H112V158L113 157H116V158H113V159H117L116 161H113V166H115V168H116V165L118 164V162L120 161V162H122V165H121V163H120V167H123V168H125L124 170L123 169H121L120 167H119V169H121V171L118 169V166H117V170L118 171H120V172H122V171H125L126 169V171L125 172H127L128 171V169H129V167H130V169H129V172H130V176L132 175L131 173L133 172V174H134V178H136V179H138V177L141 175V173L142 172H140L141 171V168H142V171H145L146 169H148V168H150V164H149V161H151V157H150V154H149V150L151 149V148H149V147H152L151 145L153 144V139L151 140V136H152V138H153V136H154V133H156V132H159V130H158V128H159V124H158V122L156 121L158 118H160L159 116H157V117H155V111H154V107L152 106V105H156V104H153V102L154 103H159V105H161V107L164 105V106H166V107H170L171 105L169 104L170 102H171V104H174V105H177L178 107L179 106H182V109L183 108H185L186 107V109H183V110H186L187 111V109L189 110V111H187V114H189V113H192V114H190V115H192V116H194V113L195 114H198L197 116L199 117V115H201L202 116V114H199V110H202L201 112H204L205 111V109L204 108H206L207 109V112L205 113L204 112V114L206 115L207 113H208V111H209V113L211 114V113H213V115L210 117V120H209V118H207V119H205L206 121L208 120V121H217L216 120V118L219 116V114H220V116H219V119H223V126H225L226 125V123L227 122H229V124L231 125V123L233 124V125H231V127H230V125L228 124V128L226 127V128H224L223 127V129H224V131H223V139H227V138H229V136L228 137H226L227 135L225 134V133H227L228 135H230L229 133L231 132V134H232V136H233V134L234 135H236V133H238V131L235 129L234 130V125H238L239 127H241L242 128V125H243V127H245V122H246V118H249L248 120H247V123H246V126L248 127V129H250V132H251V130L253 129V130H256L257 131V127H256V125L258 124L259 125V127H258V129L259 130H261L262 129V131H257V133H259V132H261L260 134L261 135H259L260 136V138L258 137H256L255 135L257 134L256 133V131H253L252 130V133H250L249 131H248V133L249 134H247L246 136H245V132L244 131H242V133H241V130H240V128H239V133L242 135L243 134V132H244V134L242 135V137L241 138H245L243 141L245 142V140H246V137H247V140H249V142H250V139L252 140V138H254L253 139V142H254V140L257 138V139H259V140H257V142L259 141V142H261V143H263L264 144V139H263V141H262V137L264 138V136H262V135H264V133L262 134V132H263V129H264V80H262L263 79V77L264 76H262V74L264 73V67L262 68V66H264V61H262V60H264V59H262V58H264V39H262V38H260V37H258V36H255L254 34H252L251 32H249L248 30H246L244 27H243V25L242 24H233V25H231V24H223L224 25V27H223V40H222V42L223 43H221L222 44V48L220 47V42L221 41H219V43H215V41L217 42V40H218V37L216 36V35H213L214 37L212 38V39H210V34H214L215 33V31L214 32H212L213 30H211V29H206L205 30V28H203L202 29V27H198L196 24H187L186 23V20H185V24H182ZM42 23V25H43V23H45L46 24V22H43V21H41L40 22V24ZM64 25H63V24ZM66 23V24H65ZM73 25H72V24ZM88 23H90V24H88ZM101 23H102V25H101ZM181 23V24H180ZM48 24V23H47ZM59 24H61V25H59ZM155 24H157V23H155ZM66 25V26H65ZM69 25V26H68ZM89 25V26H88ZM101 25V26H100ZM11 26V27H10ZM14 26V27H13ZM120 26V27H119ZM159 26H160V28H159ZM66 27V28H65ZM70 27V28H69ZM79 27V28H78ZM104 27V29H106ZM126 27V28H125ZM130 27V28H129ZM163 27V28H162ZM173 27V28H172ZM186 27V28H185ZM189 27V28H188ZM226 27H229V28H227V29H225ZM230 27H231V30H230ZM239 27H240V30H239ZM61 28V29H60ZM65 28V29H64ZM90 28V29H89ZM122 28V29H121ZM129 28V29H128ZM132 28V29H131ZM152 28H153V30H152ZM166 28V29H165ZM184 30H187V31H184ZM188 28V29H187ZM238 28V29H237ZM85 29V30H84ZM88 29V30H87ZM94 29V30H93ZM162 29V31H160ZM191 29H193V30H191ZM10 30V31H9ZM77 30H79V31H77ZM89 30H91V31H89ZM101 30H103L102 28H101ZM169 30H171V31H169ZM195 30V31H194ZM198 30V31H197ZM210 30V31H209ZM228 31V33H227V31ZM6 31V32H5ZM74 31V32H73ZM104 31H108V30H104ZM148 31H149V33H148ZM160 31V32H159ZM204 31V32H203ZM227 33V34H225V32ZM11 32V33H10ZM70 33L71 34V36L69 35V34H67V33ZM155 32V31H154ZM154 32H152V33H154ZM161 32H163V33H161ZM176 32H178V33H176ZM191 32V33H190ZM199 32V33H198ZM207 32H209V37H208V33ZM211 32V33H210ZM76 33V34H75ZM84 33V34H83ZM88 35V34H90V36L88 35V37L89 38H86L87 36H85L86 34ZM97 33V32H96ZM104 33V32H103ZM184 33V34H183ZM243 33V34H242ZM10 34V35H9ZM82 34V35H81ZM106 34H107V32H106ZM148 34V35H147ZM168 34V35H167ZM182 34H183V36H182ZM207 34V35H206ZM217 34V33H216ZM225 34V35H224ZM239 34V35H238ZM249 35V36H247V38H246V36L245 35ZM32 35H34V36H32ZM127 35V34H126ZM157 35V34H156ZM156 35H153V36H156ZM166 35V36H165ZM171 35V36H170ZM196 35V36H195ZM218 35V34H217ZM235 35V36H234ZM252 35H254V36H252ZM20 36V37H19ZM72 36H73V38H72ZM85 36V37H84ZM92 36V37H91ZM168 36V37H167ZM175 36V37H174ZM225 36H227V37H225ZM239 36H241V37H239ZM245 36V38H244V40L245 41H242L243 40V37ZM23 37V38H22ZM71 37V38H70ZM74 37H75V39H74ZM103 37V38H102ZM108 37V38H107ZM128 37H130L129 35H128ZM173 37V38H172ZM209 39H208V38ZM211 37H212V35H211ZM216 37H217V40H216ZM238 37L240 38V39H242V40H240V39H238ZM18 38V39H17ZM92 39V41H90L91 39ZM104 38H106V39H104ZM172 39V40H170V39ZM175 38H178V40L177 39H175ZM220 38L222 39V37H219V40H220ZM225 38V39H224ZM227 38V39H226ZM256 38V39H255ZM14 39V40H13ZM90 39V40H89ZM94 39H96V41L94 40ZM102 39H104V40H102ZM108 39V40H107ZM139 39V38H138ZM194 39V40H193ZM239 41H238V40ZM248 39H250L251 41H252V43H253V45H252V43H250V42H248V41H250V40H248ZM255 39V40H254ZM79 40H81L80 41V43L81 42H84V44H86V43H89V47H88V44H87V48H91V47H93L94 48V50H93V48H91L92 50H90L91 51V53H94V57H92L91 58V56H93L91 53V55L89 56L88 55V58L90 57L91 58V61L90 62H88L89 61V59L87 58L85 61H86V66L85 65H83L82 66V63H80V62H76V60H74L73 61V59H71V58H73L74 57V55L75 54H72V53H74L73 52V50L75 51L76 49H75V47H77V45L78 46H80L79 44ZM106 40V41H105ZM137 39H135L134 41H136ZM142 40H144V39H142ZM164 40V41H163ZM183 40H185V41H183ZM198 40V41H197ZM202 40V41H201ZM215 40V41H214ZM258 40V41H257ZM21 41V42H20ZM87 41V42H86ZM107 41H110V42H108V44H107ZM177 41V42H176ZM201 41V42H200ZM207 41V42H206ZM235 41V42H234ZM242 43H241V42ZM247 41V42H246ZM77 42V43H76ZM93 42V43H92ZM95 42V43H94ZM99 42H100V44H99ZM111 42H112V44H111ZM144 42V41H143ZM152 41H150L149 43H151ZM175 42V43H174ZM197 42H198V44H197ZM211 42H214L213 44H214V46L211 44ZM245 42V43H244ZM260 42V43H259ZM71 43V46L69 45ZM73 43H74V45H75V47H74V45H73ZM92 43V44H91ZM97 43L99 44V46L97 45ZM101 43H104V45H105V43H106V45L105 46H103V44H101ZM111 45H110V44ZM183 45H182V44ZM205 43V44H204ZM236 43V46L234 45ZM238 43H240V44H238ZM245 44V46L246 47H251V48H248L247 50H248V53H247V51H245V49H246V47H244V44ZM247 43V44H246ZM258 43V44H257ZM83 44V43H82ZM94 44V46H92ZM176 45V47H175V45ZM179 44V45H178ZM250 44V45H249ZM257 46H256V45ZM73 45V46H72ZM101 45V46H100ZM140 45V44H139ZM145 45V44H144ZM150 45V44H149ZM148 45V46H149ZM171 45V46H170ZM174 45V46H173ZM208 45V46H207ZM211 45V46H210ZM217 45H218V47H220V49L217 47ZM242 45V46H241ZM95 46H97V47H95ZM115 46H113V50H114V48H115ZM143 46V47H142ZM179 46V47H178ZM180 46H181V48H180ZM189 46V47H188ZM200 46V47H199ZM40 47V48H39ZM55 47V48H54ZM72 47H74V48H72ZM80 47H82V45L80 46ZM101 47H104V48H101ZM123 47V49H121ZM132 47V48H133ZM186 47V48H185ZM193 47V48H192ZM210 47V48H209ZM231 47V48H230ZM255 47V48H254ZM263 49H261V48ZM71 48V49H70ZM78 48V47H77ZM99 49L98 50V53L100 54H97V52L95 51L96 49ZM136 48V49H135ZM149 48V47H148ZM151 48V47H150ZM195 48V49H194ZM239 48V49H238ZM254 48V49H253ZM73 49V50H72ZM168 49V50H167ZM175 49V50H174ZM212 49V50H211ZM214 49V50H213ZM218 49H219V51H221V53L218 51ZM241 49H243V50H241ZM253 49V51L251 52V51H249V50H252ZM143 50H146V52H145V54L147 53H149L148 54V56H150V55H152V57H146V58H148L149 60H146L144 57L146 56H144V52H143ZM172 50V51H171ZM208 50H210V51H208ZM224 50V51H223ZM240 51L241 50V52L240 53H238V51ZM255 50V51H254ZM259 52H258V51ZM261 50H262V52H261ZM95 51V52H94ZM109 51H110V53L112 54V48H111V50L109 49ZM117 51V52H118ZM128 53H126V52ZM151 51V52H150ZM163 51V52H162ZM195 51V52H194ZM206 51V52H205ZM232 51H233V53H232ZM244 51V52H243ZM71 52V53H70ZM117 52H115V55L116 54H118V56H120L119 55V53H117ZM137 52H138V49H137ZM170 52V53H169ZM182 52H184V53H182ZM203 52V53H202ZM247 53V54H249V55H247V54H245L246 55V57L245 56H243L244 55V53ZM58 53V54H57ZM66 53H68V54H66ZM152 53V54H151ZM178 53V54H177ZM187 53V54H186ZM229 53V54H228ZM252 53V54H251ZM256 53H258L257 54V56H256ZM262 55H261V54ZM62 54V55H61ZM64 54H66V55H64ZM82 54V53H81ZM133 54V56H131ZM157 54H158V56H157ZM177 54V55H176ZM193 55V57H192V55ZM203 54H204V57H203ZM230 54H232V55H230ZM240 54V55H239ZM243 54V55H242ZM70 55H71V58H69L70 57ZM106 55H109L108 57H106ZM129 55V56H128ZM135 55V56H134ZM162 57H161V56ZM174 55V56H173ZM176 55V56H175ZM195 55L197 56V58H199V57H202L203 59V61L202 62H200L201 61V59H197V61H195L196 60V57H195ZM199 55V56H198ZM215 55V56H214ZM217 55V56H216ZM222 55L224 56V57H222ZM252 55V56H251ZM255 55V56H254ZM262 57H261V56ZM66 56V57H65ZM99 59L100 58V56H102L101 58V60H98L96 57ZM138 56V57H137ZM143 56V57H142ZM208 56H209V58H208ZM237 56V57H236ZM240 56H241V58H240ZM63 57V58H62ZM112 57H114V53H113V56ZM116 58H117V55L115 56ZM134 57H136V58H134ZM182 57V58H181ZM211 57V58H210ZM228 57H229V59H231V60H228ZM238 57L241 59H238ZM245 59H244V58ZM251 57V58H250ZM252 57H253V60H252ZM256 57L259 59H256ZM53 58V59H52ZM75 58V57H74ZM96 58L97 59V61H95L94 59ZM107 58V59H106ZM133 58H134V60H133ZM139 59V61H138V59ZM143 58V59H142ZM163 58V59H162ZM174 58H175V60H174ZM206 58V59H205ZM218 60H217V59ZM225 58V59H224ZM237 58V59H236ZM247 58V59H246ZM64 59V60H63ZM71 59V60H70ZM76 59V58H75ZM115 59V58H114ZM118 59V58H117ZM124 59V60H125ZM131 59H129V61L131 60ZM142 59V60H141ZM154 59H155V62H154ZM169 61H167V60ZM182 59V60H181ZM195 59V60H194ZM212 59V60H211ZM227 59V60H226ZM261 59V60H260ZM116 60V59H115ZM140 60H141V63H139L140 62ZM152 60H153V62H152ZM159 60V61H162V62H157V61ZM192 60V61H191ZM206 60H208V61H206ZM214 60V61H213ZM219 60H220V64H222V65H220V64H218L219 63ZM243 60V61H242ZM258 60V61H257ZM62 61V62H61ZM78 61V60H77ZM93 61V62H92ZM101 61H104V62H101ZM117 62H118V60H116ZM115 61V62H116ZM119 61H120V57H119ZM122 61V60H121ZM119 62V64H117L118 66V68L120 67V63H122V62ZM143 61V62H142ZM148 61V62H147ZM150 61H151V64L152 63H155V64H153L152 66L150 65L149 66V64H150ZM191 61V62H190ZM195 61V62H194ZM205 61V62H204ZM221 61H222V63H221ZM235 61V62H234ZM246 61L248 62V64L246 63ZM257 61V62H256ZM67 62V63H66ZM72 62V63H71ZM73 62L75 63V64H73ZM99 62V63H98ZM128 62V61H127ZM135 62V63H134ZM146 64H145V63ZM159 63L158 65H156L157 63ZM164 62V63H163ZM199 62V63H198ZM241 62H243L242 64H241ZM250 62V63H249ZM251 62H253V63H251ZM88 63H90L89 65H88ZM123 63H124V61H123ZM123 63H122V65H121V67H123L124 68V66H123ZM126 63V62H125ZM143 63V64H142ZM176 63V64H175ZM202 63V64H201ZM205 63H207L206 65H205ZM215 63V64H214ZM228 63V64H227ZM238 63V64H237ZM246 63V64H245ZM261 63V64H260ZM58 64V65H57ZM62 64V65H61ZM81 64V65H80ZM83 64H85V63H83ZM92 64H93V66H92ZM101 66H100V65ZM141 64V65H140ZM201 65V66H198V65ZM209 64V65H208ZM225 65V67H224V65ZM236 64V65H235ZM252 65V66H249V65ZM260 64V65H259ZM64 65V66H63ZM105 65V66H104ZM108 65V66H107ZM128 66L130 65V63L129 64H127ZM126 65V71L128 72L129 71V69H128V66ZM146 65V66H145ZM177 65V66H176ZM191 65V66H190ZM67 66V67H66ZM87 66H88V68H87ZM172 68H171V67ZM245 66H249V68L247 67H245ZM261 67V69H260V67ZM86 67V68H85ZM92 67V68H91ZM107 69H106V68ZM115 65H113L112 66V69H111V72L110 73H114V71H112V70H115ZM116 67V68H117ZM120 67V68H121ZM141 67V68H140ZM151 67V68H150ZM156 67V68H155ZM169 67V68H168ZM192 67V68H191ZM197 67V68H196ZM204 67V68H203ZM215 67V68H214ZM224 67V68H223ZM251 67V68H250ZM259 67V68H258ZM67 68V69H66ZM97 68V69H96ZM114 68V69H113ZM117 68V69H118ZM133 68V69H132ZM136 68H138V70L136 69ZM163 68V69H162ZM177 68V69H176ZM219 68V69H218ZM220 68H222V69H220ZM95 69H96V71H95ZM106 69V70H105ZM116 69V70H117ZM128 69V70H127ZM151 69V70H150ZM161 69L163 70V71H161ZM192 69V70H191ZM216 69V70H215ZM53 70V71H52ZM115 70V71H116ZM121 70V69H120ZM138 71V72H136V71ZM148 70V71H147ZM154 72H153V71ZM155 70H156V72H157V74L160 76V77H158L157 75H156V78H155V74H156V72H155ZM181 70V71H180ZM219 70V71H218ZM226 73H223V71ZM230 70V71H229ZM240 70V71H239ZM247 70H248V72H247ZM259 70H262V71H260V72H262V73H260L259 72ZM122 71V70H121ZM233 71V72H232ZM246 71V72H245ZM254 71H255V73L258 71V73H256V74H254ZM55 72V73H54ZM116 72H118V71H116ZM115 72V73H116ZM133 72V73H132ZM135 72L137 73L136 75H134L135 74ZM139 72H140V76H139ZM143 72H146L145 74L143 73ZM166 72H168V73H166ZM213 72V73H212ZM235 72V73H234ZM241 72V73H240ZM252 72V73H251ZM54 73V74H53ZM151 73V74H150ZM174 73V74H173ZM179 73V74H178ZM189 73V74H188ZM218 73V74H217ZM234 73V74H233ZM248 73V74H247ZM64 74V75H63ZM98 74V76H96ZM147 74H149V77L148 76H146ZM176 74V75H175ZM180 74H181V76H180ZM184 74H185V76H184ZM201 74V75H200ZM228 74V75H227ZM255 75V76H253V75ZM258 74V75H257ZM49 75V76H48ZM144 77H143V76ZM151 75V76H150ZM152 75H154V76H152ZM165 75V76H164ZM183 75V76H182ZM189 75V76H188ZM200 75V76H199ZM203 75V76H202ZM221 75H223L222 77H221ZM227 76V78H226V76ZM250 75V76H249ZM252 75V76H251ZM264 75V74H263ZM56 76V77H55ZM68 76V77H67ZM82 76V77H81ZM96 76V77H95ZM169 76V77H168ZM178 76V77H177ZM209 76V77H208ZM211 76V77H210ZM214 76V77H213ZM246 76H247V78H246ZM262 76V78H261V80H259L257 77H261ZM63 77V78H62ZM136 77H138L137 79H136ZM139 77H140V79H139ZM153 77V78H152ZM157 77L159 78V81L157 80ZM170 77H173V78H171L170 79ZM185 77V78H184ZM191 77V78H190ZM195 77V78H194ZM219 77V78H218ZM129 78V79H130ZM154 80V78H155V82L152 80V79ZM167 78H169L168 79V81H167ZM208 78V79H207ZM212 78V79H211ZM226 80H225V79ZM243 78H246V79H244L245 81H247L246 82V85H245V83H243V82H245L244 80H243V82L241 81ZM258 79V81H254V79ZM34 79V80H33ZM101 81H99V80ZM129 79H128V83H129ZM147 79V80H146ZM149 79V80H148ZM151 79V80H150ZM164 79H165V81H164ZM183 79V80H182ZM207 79V80H206ZM95 80H96V82H95ZM146 80V81H145ZM163 80V81H162ZM173 82H172V81ZM178 80V81H177ZM218 80H220V81H218ZM251 80H253L254 82H252ZM207 81V82H206ZM234 83H233V82ZM55 82V83H54ZM99 82V83H98ZM148 82V83H147ZM161 82V83H160ZM184 82V83H183ZM209 82V83H208ZM218 82V83H217ZM232 82V83H231ZM252 82V83H251ZM262 82V83H261ZM38 83V84H37ZM93 83H94V85H93ZM98 83V84H97ZM101 83V84H100ZM103 83V84H102ZM130 83V84H131ZM172 83V84H171ZM215 83V84H214ZM226 83V84H225ZM228 83V84H227ZM231 83V84H230ZM237 83H239L238 85H237ZM241 83H242V86H240L241 85ZM79 84V85H78ZM181 84H183V85H181ZM185 84V85H184ZM217 84V85H216ZM232 84H233V86H235L234 84H236V86H237V88L235 89V87H232ZM244 84V85H243ZM35 85V86H34ZM45 85V86H44ZM169 85V86H168ZM181 85V86H180ZM230 85V86H229ZM37 86V87H36ZM48 86V87H47ZM54 86V87H53ZM99 86H105V87H103V91H101L102 90V87L100 88L101 90V93H100V91L98 92V88H99ZM180 86V87H179ZM189 86V87H188ZM196 86V87H195ZM255 86H257V87H262L263 86V89L260 91L259 89H261L260 87L257 89ZM45 87V88H44ZM98 87V88H97ZM168 87H169V90H167L168 89ZM192 87V88H191ZM228 87H230V89H226L225 90V88H228ZM250 87V88H249ZM36 88L39 90L38 92H37V90H36ZM60 88V89H59ZM97 88V89H96ZM181 88V90H179ZM189 90H188V89ZM191 88V89H190ZM213 88V89H212ZM242 88V89H241ZM29 89V90H28ZM33 89V90H32ZM65 89V90H64ZM115 89V90H116ZM215 90L214 92H216L215 94H214V92H212V90ZM217 89V90H216ZM222 89L224 90L223 91V93L220 95V93L222 92ZM249 89H250V91H249ZM35 90V91H34ZM43 90H46V91H43ZM160 90H162V91H160ZM163 90H164V92H163ZM187 90V91H186ZM190 90H191V92H190ZM219 90V91H218ZM229 90H230V93H229ZM29 91H31L30 93H29ZM65 91V92H64ZM96 91V92H95ZM105 91V92H104ZM113 91V90H112ZM111 91V92H112ZM149 91V92H148ZM154 91V92H153ZM167 91V92H166ZM172 91H173V93H172ZM219 93H218V92ZM227 91V92H226ZM242 91V95H241V92ZM249 91V92H248ZM252 91V92H251ZM256 91V92H255ZM39 92H42L41 93V95H39L40 93ZM48 92H50V93H48ZM103 92L105 93V95H103ZM116 92H118V91H116ZM119 92H122V91H119ZM128 92V93H127ZM162 92V93H161ZM169 92H170V94H169ZM186 92L188 93V94H186ZM189 92H190V95H189ZM210 92V93H209ZM226 92V93H225ZM262 94H261V93ZM27 93L29 94V95H27ZM34 93V94H33ZM73 93V94H72ZM124 93V92H123ZM129 93L131 94V96H129ZM145 93V94H144ZM153 93V94H152ZM165 93H166V96H165ZM235 93H237V94H235ZM255 93H257V94H255ZM32 94V96H30ZM44 96H43V95ZM45 94H46V96H45ZM60 94H63V95H60ZM119 94V96H121L120 95V93H118ZM117 94V95H118ZM147 94H149V95H147ZM168 94V95H167ZM178 94V95H177ZM180 94V95H179ZM213 96H212V95ZM223 94H225V95H223ZM230 94V95H229ZM251 94V95H250ZM260 94V95H259ZM24 95V96H23ZM26 95V96H25ZM47 95H51V97L50 98H48V96ZM122 95H124V94H122ZM143 95V96H142ZM152 95V96H151ZM191 95H193L192 97H191ZM234 95V96H233ZM241 95V96H240ZM20 97V98H18V97ZM30 96V97H29ZM146 96V97H145ZM148 96V97H147ZM154 96V97H153ZM158 96V97H157ZM168 96H170V98H168ZM176 97L175 99H176V101L174 100V97ZM212 96V97H211ZM224 96V97H223ZM232 96H233V99H232ZM253 96H255V97H253ZM259 96H261V97H259ZM53 97V98H52ZM125 97V98H124ZM145 99H144V98ZM150 97V98H149ZM155 98V99H153V98ZM223 97V98H222ZM229 97V98H228ZM246 97V98H245ZM263 97V98H262ZM128 98H129V100H128ZM143 98V99H142ZM160 98V99H159ZM168 98V99H167ZM213 98V99H212ZM220 98H222L223 99V104L226 106L228 103H229V105L232 107V109L233 110H230V114H231V112L233 111L234 112V114H236V116H238L237 114H238V111H239V109H240V111H239V116H238V118H240L239 119V122H243L245 119V122H243V124H241V123H237V124H234L233 122H230V121H227V120H229L230 119V117L232 116L233 117V115H230V117H229V115L227 114L228 112H226V111H228L229 110V108L230 107H228L229 105H227L226 107L228 108V110H226L227 108L224 106V105H220L221 103H219V102H222V100L220 99ZM228 98V99H227ZM49 99V100H48ZM143 101H142V100ZM150 99H151V102H150ZM242 99V100H241ZM246 99H248V100H246ZM23 100V99H22ZM52 100V101H51ZM100 100V101H99ZM122 100V99H121ZM141 100V101H140ZM149 100V101H148ZM157 100H159V101H157ZM162 100V101H161ZM167 100V101H166ZM190 100V101H189ZM221 100V101H220ZM234 100H236L235 102H232V101ZM240 100H241V102H240ZM49 101V104H47V102ZM102 101V102H101ZM153 101V102H152ZM156 101V102H155ZM182 101V102H181ZM193 102V103H190V102ZM224 101H227V102H224ZM229 101H231V102H229ZM129 102V103H128ZM140 102V103H139ZM142 102V103H141ZM149 102V103H148ZM164 103V104H162V103ZM167 102H168V104H167ZM196 102V103H195ZM236 102L238 103V104H240L239 106H237L236 105ZM122 103V104H121ZM133 103V104H132ZM145 103V104H144ZM152 105H151V104ZM178 103V104H177ZM188 103H190V104H188ZM226 103V104H225ZM79 104V105H78ZM85 104V105H84ZM96 104H97V107H96ZM137 104V105H136ZM165 104H167V105H165ZM179 104H181V105H179ZM182 104H184L185 105V107H184V105H182ZM188 104V105H187ZM192 104V105H191ZM196 104V105H195ZM252 105V107H251V105ZM48 105H49V107H48ZM115 105V106H116ZM143 105V106H142ZM193 106V108L196 106V108H192L191 106ZM237 106V108H239L237 111L235 110V108L234 107H236ZM248 105V106H247ZM255 105V106H254ZM3 106V107H2ZM1 106V110H0V120H2L0 123H3L2 124V127H5L6 128V126L7 127H9L8 129L9 130H11L10 132L11 133H13V136H16L17 137V139L21 142V143H24L25 141L23 140V139H21L22 138V136L20 137V135H21V132H20V134H18L17 133V130H15V128H16V126L18 127V129H19V123H21V125H22V122H21V120L22 119H24V118H22L21 119V117H20V119L18 118V119H16V117H18L19 115H15V116H13V118L11 117L12 115L11 114H13L14 115V111H16L17 109H16V107L18 108L19 106H14V105H2ZM14 107V108H11V107ZM43 106V107H44ZM71 106H73V107H71ZM74 106H76V107H74ZM105 106V105H104ZM131 106V107H130ZM134 106V107H133ZM150 106H152L151 108L152 109H150L149 107ZM221 106H224V108L223 107H221ZM240 106H241V108H240ZM245 106H246V108H245ZM7 107H8V109H7ZM42 107V108H43ZM85 107V108H84ZM128 108V109H126V108ZM135 107H136V109H135ZM141 109H140V108ZM157 107H158V105H157ZM171 107H176V106H171ZM189 107H191L192 108V112H191V108H189ZM199 107V108H198ZM251 107V108H250ZM3 108H4V110H3ZM9 108H11V109H9ZM53 108V109H52ZM58 108V109H57ZM91 108H93V109H96V110H94V112L96 111V113H94L93 112V109H91ZM139 108V109H138ZM159 108H160V106H159ZM208 108L210 109V110H208ZM215 110H214V109ZM220 108V109H219ZM222 108H223V110H222ZM253 108V109H252ZM13 109V110H12ZM71 109V111L73 110L74 112H70L69 110ZM75 109V110H74ZM85 109V110H84ZM90 109V110H89ZM125 111H124V110ZM146 109H148L147 111H145ZM161 109V108H160ZM167 109V108H166ZM204 109V110H203ZM219 109V110H218ZM10 110H12V111H10ZM53 110V111H52ZM78 110V111H77ZM134 110V111H133ZM140 110V111H139ZM154 111V113H153V115H152V111L150 112V113H147L148 111ZM157 110H159V109H157ZM178 110V109H177ZM211 110H213L212 112H211ZM217 110V111H216ZM226 110V111H225ZM242 110V111H241ZM6 112V115H5V112ZM8 111H10L9 113H8ZM55 111V112H54ZM83 111V112H82ZM132 111H133V113H132ZM138 111V112H137ZM185 111V112H186ZM194 111H196V112H194ZM214 111H215V113L217 114V112H219L217 115L214 113ZM225 111V112H224ZM243 111H244V113H243ZM258 111V112H257ZM4 112V113H3ZM56 112H57V114H56ZM60 112V113H59ZM69 112V113H68ZM81 112V113H80ZM90 112V113H89ZM93 112V113H92ZM98 112V113H97ZM145 112H146V115H145ZM189 112V113H188ZM200 112V113H201ZM247 112V113H246ZM252 112V113H251ZM16 114H18V112H15ZM75 113H77V114H75ZM78 113H80V114H78ZM86 113H89L88 114V121H87V118H85V117H87V114ZM129 113V114H128ZM134 113H135V115H134ZM137 113V114H136ZM142 114V115H139V114ZM158 113V111H156V115H158L157 114ZM224 115H222V114ZM7 114H8V116H7ZM45 114L43 113V114H41V116L42 117H44L45 116ZM53 114V115H52ZM56 114V115H55ZM85 114V115H84ZM90 114H92V115H94V118H93V116L92 115H90ZM152 115V117H155L154 118V121L152 122L151 120H152V117L150 116V115ZM161 114V113H160ZM203 114V116H205ZM233 114V113H232ZM241 114V115H240ZM253 114H254V116H253ZM39 115V114H38ZM44 115V116H43ZM69 115V116H68ZM72 115V116H71ZM77 115H79V116H77ZM83 115L85 116L84 118H83ZM123 115V116H122ZM125 115V116H124ZM128 115H130L129 117H128ZM131 115H132V117H131ZM208 115V114H207ZM223 116V118H221L222 116ZM227 115H228V117H229V119H227L228 117H227ZM251 115V116H250ZM52 116V117H51ZM75 116H77V118L75 117ZM90 116V117H89ZM96 116V117H95ZM127 116V117H126ZM134 116H135V118H134ZM140 116V117H139ZM143 116V117H142ZM166 116V115H165ZM189 116V115H188ZM191 116V117H192ZM196 116V115H195ZM194 116V117H195ZM196 116V117H197ZM200 116V117H201ZM201 117V119L202 118H204V117ZM214 116H216L215 117V120L213 119L212 120V118H214ZM235 115H234V117H236ZM241 116V117H240ZM244 116V117H243ZM9 117V118H8ZM41 117V118H42ZM53 117H55V118H53ZM62 117V118H61ZM70 119H69V118ZM80 117H82L81 119L83 120V122H82V120H80ZM92 117V119H90ZM146 117V118H145ZM150 117V118H149ZM168 116H166V118H167ZM172 119L174 118V117H172V116H170ZM190 117V118H191ZM194 117H193V119H194ZM231 117V118H232ZM243 117V121L241 120V118ZM8 118V119H7ZM32 118V117H31ZM30 118V119H31ZM34 118V117H33ZM40 118V117H39ZM76 118V119H75ZM122 118V119H121ZM157 118V119H156ZM225 118H226V121H225ZM238 118L236 117V119H237V121H236V119H234L235 120V122H238ZM252 118V119H251ZM35 119H36V117H35ZM43 119V118H42ZM68 119L69 120H71V122L70 121H68ZM96 121H95V120ZM130 119H132V120H130ZM134 119V120H133ZM146 121V123L148 122V124H146L145 123V121ZM149 119V120H148ZM156 119V120H155ZM186 119V118H185ZM188 119V118H187ZM192 119V120H193ZM196 119V118H195ZM194 119V120H195ZM260 119V120H259ZM16 122V121H18V125L16 124V123H14V121ZM32 120V119H31ZM41 120V119H40ZM45 120V119H44ZM141 120L142 121H144V122H142L143 124H141V123H138L139 121L141 122ZM168 120H170V118L168 119ZM189 120V119H188ZM204 120V119H203ZM204 120V121H205ZM233 120V121H234ZM252 120H253V122H252ZM256 122H255V121ZM49 121V122H48ZM68 121V122H67ZM74 121H76V123H74ZM80 121V124L78 123ZM93 121H92V123H93ZM137 121V122H136ZM171 121V120H170ZM173 121V120H172ZM190 121H191V119H190ZM196 121V120H195ZM204 121H201V122H204ZM205 121V122H206ZM232 121V120H231ZM26 122V121H25ZM34 122H36V121H32V123H34ZM57 122L58 123H60V124H57ZM66 123V124H64V123ZM127 122V123H126ZM193 122V121H192ZM251 122V123H250ZM257 123V124H255V123ZM13 123V124H12ZM27 123H29V122H27ZM49 123V124H48ZM53 123H54V125H53ZM123 123V124H122ZM132 123V124H131ZM138 123V124H137ZM144 123H145V125H144ZM151 123V124H150ZM155 123V124H154ZM224 123H225V125H224ZM250 123V124H249ZM254 123V125H252ZM4 124H5V126H4ZM10 124V125H9ZM12 124V125H11ZM16 124V125H15ZM36 124V123H35ZM68 124V125H67ZM72 124V125H71ZM78 124V125H77ZM132 125V127H130L131 125ZM134 124H136L135 126H134ZM154 124V125H153ZM1 125V124H0ZM13 125H15V126H13ZM32 125V124H31ZM31 125L29 126V128L31 127ZM52 125H53V128H52ZM141 125V126H140ZM145 127V128H143V126ZM149 125V126H148ZM13 126V127H12ZM33 126V129H35V128H37V125H32ZM34 126H36V127H34ZM56 126H58V127H56ZM67 126V128H65ZM75 126V127H74ZM124 126L122 127V129H124ZM138 126V127H137ZM140 126V127H139ZM152 126V127H151ZM156 126H158V127H156ZM232 126H234L233 128H232ZM252 126V127H251ZM262 126V127H261ZM62 127V128H61ZM80 127V128H79ZM130 127V128H129ZM231 129H230V128ZM237 127V126H236ZM246 127V128H247ZM5 128H3L4 130H5ZM32 128V127H31ZM57 130H55V129ZM57 128H59V129H57ZM78 128V129H77ZM133 128V129H132ZM135 128H137V129H135ZM143 128V129H142ZM149 128V129H148ZM157 128V129H156ZM256 128V129H255ZM14 129V130H13ZM56 131H54V130ZM61 129V130H60ZM70 129V130H69ZM81 129V130H80ZM145 129V130H144ZM156 129V132L154 131ZM226 129V130H225ZM233 129V130H232ZM245 129V128H244ZM13 130V131H12ZM52 130L55 132H52ZM66 130V131H65ZM76 130H78V131H76ZM80 130V131H79ZM129 130V131H128ZM135 131V134H136V137L138 138V139H136V138H133V136L135 135V134H133L134 133V131ZM136 130H137V132H136ZM142 130V131H141ZM144 130V131H143ZM234 132H232V131ZM19 131V130H18ZM59 131V132H58ZM62 133H61V132ZM65 133H64V132ZM74 133H73V132ZM77 133H76V132ZM139 131V132H138ZM225 131H227V132H225ZM235 131H236V133H235ZM6 132V131H5ZM9 131H7V134H9L10 133ZM14 132L16 133L15 135H14ZM48 132V133H49ZM59 134H58V133ZM68 132V133H67ZM78 132H79V134H78ZM82 134H81V133ZM128 132V133H127ZM130 132V133H129ZM147 132V133H146ZM151 132V133H150ZM10 133V134H11ZM43 133V132H42ZM47 133V134H48ZM129 134L128 135V137L126 136L127 134ZM137 133H139L138 135H137ZM145 133V134H144ZM173 133H174V131H173ZM247 133V132H246ZM5 134V133H4ZM19 135V137H18V135ZM44 134V133H43ZM49 134V135H50ZM57 134V135H56ZM64 134H65V137H64ZM71 135L70 137H72L73 138V140L75 139V141H77V143H75V142H73L72 141V138H69V135ZM81 134V135H80ZM123 134H124V136H125V140H120L122 137H124L123 136ZM159 134V133H158ZM158 134H156V136L158 135ZM160 134H161V132H160ZM159 134V135H160ZM240 134H239V136H237V137H240ZM255 134V135H254ZM12 135V134H11ZM61 135V136H60ZM66 135H68V139H67V137H66ZM76 135V136H75ZM77 135H80V137L77 139L76 137H77ZM148 135V137H146ZM226 135V136H225ZM250 135V136H249ZM257 135V136H258ZM8 136V135H7ZM44 136H47L48 137V135H46V131H45V134H44ZM64 138H63V137ZM139 136H141V137H143V140H142V138L141 137H139ZM172 136H174L175 137V135L174 134H172ZM184 136V135H183ZM232 136H231V139H229V140H233V138L235 137H233L232 138ZM243 136H245V137H243ZM9 138H11L12 139V136L10 137V136H8ZM52 137H54V138H52ZM126 137L128 138V139H126ZM135 137V136H134ZM144 137H145V139H144ZM249 137V138H248ZM252 137V138H251ZM139 138L141 139V141H140V143L138 142L139 141ZM149 139V141H147L148 139ZM184 138H186L187 139V137L186 136H184ZM240 138V140H242ZM16 139V138H15ZM69 139L71 140V141H69ZM109 139V140H110ZM113 139H115V140H117V141H113ZM185 139V140H186ZM239 139V138H238ZM261 139V140H260ZM17 140V141H18ZM21 140H23V141H21ZM49 140V141H50ZM109 140L106 142L105 140H102L103 141V144L105 143H107L108 145H109ZM132 140V141H131ZM134 140H136L135 142H134ZM138 140V141H137ZM228 139H227V142L229 141ZM235 140L237 141V138H235ZM234 140V141H235ZM15 141V140H14ZM58 141L60 142V138L58 139ZM128 141V142H127ZM143 141V143L145 144V143H147V147H146V144H145V146H142V145H144L143 143H141ZM242 141V142H243ZM71 142V143H70ZM88 142H90V141H88ZM87 141H85V143H88ZM99 142V141H98ZM98 142H96V147H94V148H97L98 146ZM111 141H110V144L112 143ZM136 142H138L139 143V145H141V146H139L138 147V143H136ZM225 141L223 140V147H224V149L226 150V148H225V146L227 145V144H225L224 143ZM226 142V143H227ZM231 142V141H230ZM233 142V141H232ZM239 141H237L236 143H235V145L238 143ZM242 142H239V143H242ZM244 142H243V144H244ZM258 142V144H260ZM53 143V142H52ZM55 143V142H54ZM53 143V144H54ZM101 145H103L102 143H101V140H100V142H99ZM151 143V144H150ZM234 143V142H233ZM238 143V144H239ZM246 144L248 143V141L247 142H245ZM256 143V142H255ZM253 144L252 143V141L250 142V144H249V148H250V146H251V144H253V147H251V148H253V150H259L260 152H256V151H254V153H252V154H254V155H252L250 152V149L249 148H247L250 152H247V151H245L244 150V148L245 147H248V144H247V146H245V144H244V148H241L242 150H244V151H241L239 154L241 155V154H246V152L247 153H250L251 155H247V156H249V159H251L250 161H253L254 162V160H257V158H255V157H258V159L261 157V156H263L262 155V152L264 151V149H263V147H264V145L262 144V145H256V144ZM26 143H24V144H21L22 146H24L25 148H27L29 151H31L32 149L31 148H28V146H27V144L25 145ZM75 144L77 145V146H75ZM92 143H90V145H91ZM106 144V145H107ZM115 144V143H114ZM125 144H127L126 146H125ZM149 144V145H148ZM224 144H225V146H224ZM228 144H229V142H228ZM242 144V145H243ZM56 145V144H55ZM64 145V146H63ZM67 145H68V150H67ZM73 147H72V146ZM106 145L104 146L105 148H106ZM112 145V144H111ZM119 145H121L120 147H119ZM134 145V146H133ZM137 145V146H136ZM230 145H234V144H232V143H230ZM234 145V147L232 146L231 148H234L233 150H230V147H229V150L231 151V152H234V153H236L235 151H236V149L237 148H235L236 146ZM240 145V144H239ZM257 146V148L255 149V147ZM66 146V147H65ZM103 146H101L103 149H104V147ZM227 146H229V145H227ZM226 146V147H227ZM260 146V147H259ZM263 146V147H262ZM51 147V146H50ZM49 147V151L50 152H53V151H56V150H53V149H57V147L55 148V146H54V148H53V145H52V147L51 148H53V149H51ZM70 147V148H69ZM99 147H100V145H99ZM117 147H118V149H117ZM125 148V149H127L126 151L128 152V153H125L126 151L123 149V148ZM132 148V149H129V148ZM241 147H243V146H241ZM86 148L88 149L89 147H87L86 146ZM122 148V149H121ZM134 148V149H133ZM137 150H136V149ZM143 148V149H142ZM147 148V149H146ZM263 149V151H262V149ZM27 149H25V150H27ZM31 149V150H30ZM64 149V150H63ZM98 149L99 148H97V151H96V149H95V152L97 153V152H99L98 151ZM102 149V150H103ZM228 149V148H227ZM240 149V148H239ZM238 149V150H239ZM261 149V150H260ZM23 150H24V148H23ZM24 150V151H25ZM27 150V151H28ZM53 150V151H52ZM64 152H63V151ZM69 150H70V152H69ZM71 150L73 151L72 153H73V155L71 154ZM79 150V149H78ZM99 150H101V149H99ZM116 150H118L117 152H116ZM120 150H121V153H120V155H118L119 153L118 152H120ZM123 150H124V153H123ZM135 150V151H134ZM225 150H223V153H225V152H227V151H229V150H227V151H225ZM238 150H237V153H238ZM253 150H252V152H253ZM68 151V152H67ZM131 151V152H130ZM148 151V152H147ZM229 151V152H230ZM60 152V153H59ZM133 152H135L134 154H133ZM138 152H140V153H138ZM255 152L256 153H259V155L260 156H256L255 155ZM27 153H29V152H27ZM31 153V155L34 153L35 154V156L34 155H32L34 158L35 157H37V160L39 159V157H38V155L36 154V152L35 151H31L30 152ZM29 153V154H30ZM66 153V154H65ZM109 153V152H108ZM112 153H113V155H112ZM116 153H118V154H116ZM130 153H132V154H130ZM145 153V154H144ZM261 153V154H260ZM264 153V152H263ZM54 153H52V155H53ZM116 154V155H115ZM124 154H126V155H124ZM130 154V155H129ZM137 154V156H139L138 158H137V156H135ZM139 154V155H138ZM142 154V155H141ZM110 155H108V156H106V157H108V158H105L106 160H105V162H106V164H107V162H109L108 164L110 165H112V163H111V161L113 160L112 158H110L109 156ZM115 155V156H114ZM117 155L118 156H120L121 157V159H119L120 157H117ZM123 155H124V157H123ZM143 155H146V156H143ZM148 155V156H147ZM59 156L58 158H61V160L62 161H64V156ZM127 156V157H126ZM135 156V157H134ZM246 156V157H247ZM252 156V157H251ZM129 157H130V159H129ZM245 156H244V158H246ZM251 157V158H250ZM126 158V159H125ZM143 158V159H142ZM36 159V158H35ZM111 160V161H108V160ZM136 159V160H135ZM138 159V160H137ZM154 159V158H153ZM248 159V158H247ZM252 159H254V160H252ZM119 160V161H118ZM125 160V161H124ZM148 160V161H147ZM40 161H41V159H40ZM118 161V162H117ZM130 161V162H129ZM139 161V162H138ZM142 161V162H141ZM143 161H145V162H143ZM155 160H153V162H154ZM264 161V160H263ZM116 162V164L114 165V163ZM125 162V163H124ZM128 164H127V163ZM152 162V161H151ZM150 162V163H151ZM134 163V164H133ZM145 165H144V164ZM107 164V165H108ZM131 164H132V166H131ZM138 164V165H137ZM141 164V165H140ZM144 165V167H143V165ZM152 164V166L154 165L153 163H151ZM126 165H129V166H126ZM182 165V164H181ZM251 165V167H253L254 166V164L252 165V164H250ZM249 165V166H250ZM141 166V168L140 169H137V168H139ZM145 166H146V168H145ZM158 166V165H157ZM237 166V165H236ZM128 167V168H127ZM134 167H137V168H134ZM155 167V166H154ZM145 168V169H144ZM153 168V167H152ZM131 169H133L134 171H131ZM144 169V170H143ZM47 170V169H46ZM137 170H139V171H137ZM46 173H48L49 174V176H50V181L51 182H53L52 183V186L55 188V191H56V193L58 194V196L60 197V201H62L63 203L62 204H64V206L66 207L67 205H68V203H69V201H68V192L66 191L67 189L65 188V186H64V184H63V182L58 178V179H56V176L53 174V172L51 171L50 172V170H48V171H45ZM129 172L127 173V174H129ZM51 173V174H50ZM122 173H124V172H122ZM136 173H139V176H137L136 175ZM132 177H133V175H132ZM55 180H54V179ZM140 178V177H139ZM52 179V180H51ZM57 182V183H56ZM59 182V183H58ZM63 184V185H62ZM57 189L59 190L60 189V191L59 192H61V195H62V197H61V195H60V193H58L57 192ZM65 193V194H64ZM67 195V196H66ZM67 197V198H66ZM67 203H66V202ZM68 211V210H67ZM68 219H70V217L68 218ZM73 219H75V217L73 216ZM72 219H70V221H71ZM73 223V222H72ZM81 229H83V227H81L80 229H79V232H81L82 230ZM260 258V257H259ZM259 260L260 259H258V260H256V261H258L259 262ZM262 260H264V258L262 259ZM262 260H261V262H262ZM256 261L254 262V263H256ZM256 264H258V263H256ZM262 264V263H261ZM263 264H264V262H263Z\"/></svg>", "mask_w": 264, "mask_h": 264}, {"label": "crops", "instance_id": "obj_3", "mask_svg": "<svg viewBox=\"0 0 264 264\" xmlns=\"http://www.w3.org/2000/svg\"><path fill=\"white\" fill-rule=\"evenodd\" d=\"M88 2L94 11L108 22L131 26L142 23L144 19L149 20L166 0H89ZM234 6L243 27L264 39V0H234Z\"/></svg>", "mask_w": 264, "mask_h": 264}]
</instances>
